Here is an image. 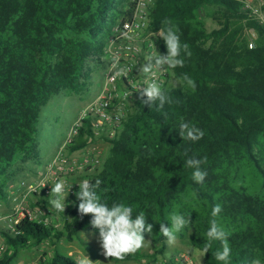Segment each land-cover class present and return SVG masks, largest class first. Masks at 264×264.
Returning <instances> with one entry per match:
<instances>
[{"label":"trees","instance_id":"obj_1","mask_svg":"<svg viewBox=\"0 0 264 264\" xmlns=\"http://www.w3.org/2000/svg\"><path fill=\"white\" fill-rule=\"evenodd\" d=\"M131 7V0H0V196L6 197L5 186L19 170H32L29 160L38 159L41 105L55 92L79 93L88 86L97 62H106L107 36ZM200 9L217 25L208 28ZM165 18L191 51L190 57L181 53L184 66L167 76L187 74L196 90L163 85L171 103L159 110L158 101L148 107L136 97V109L123 116L114 134L96 132L91 117H82L67 147H83L95 134L110 141L101 168L87 180L101 181L96 191L109 205L123 202L133 215L144 211L158 244L149 254L140 250L126 259L148 264L162 253L167 238L159 224L170 226L173 212L189 214L191 224L177 235L202 250L212 207L220 204L215 219L228 233L229 264L264 262V22L245 0H154L151 26L166 27ZM245 27L255 31L251 47ZM160 47L167 51L163 39ZM181 120L202 129L203 138L182 139ZM205 156L201 169L207 176L198 184L185 161ZM77 184L66 199L68 236L90 220L73 206ZM0 234L6 243L0 264H11L19 248L58 238L63 230L25 211L18 223L0 224ZM219 248L213 242L203 264H223L213 256ZM77 261L54 249L35 264Z\"/></svg>","mask_w":264,"mask_h":264},{"label":"rangeland","instance_id":"obj_2","mask_svg":"<svg viewBox=\"0 0 264 264\" xmlns=\"http://www.w3.org/2000/svg\"><path fill=\"white\" fill-rule=\"evenodd\" d=\"M260 0H249L250 4L257 5ZM200 14L205 17L206 26L208 28L217 25L216 20L212 17L205 16L203 9H200ZM244 36L255 43V31L252 28L245 27L242 31ZM105 56V55H104ZM106 68V63L98 61L96 67L92 72V80L88 86L79 93H66L65 91H58L50 95L46 103L41 105L38 118V152L39 156L36 160H29L28 165L36 166L37 173L30 171L28 167L24 170H19L10 180L6 188V197L0 196V224H8L6 219L9 214L21 213L22 208H28L35 218L50 220L58 222V227L63 230V234L56 237L44 238L36 245H29L19 248L15 257L11 260V264H35L41 258L48 260L52 255L54 249L68 253L77 260L82 255H87L91 260H100L102 264H142L143 261L137 259H126L123 262L109 261L101 255V249L98 244V230L91 228L90 224L86 227L80 228L70 236L67 235V230L64 228V222L70 215L56 212L48 203L52 199V194L44 195L26 194L27 184L29 182L37 181L44 174V168L51 161L59 146L64 142L67 133L79 118L81 112L85 109L87 104L91 102L97 91L99 90L103 81V76ZM166 86H177V78L172 74L165 78ZM136 109L135 98H126L123 100V116ZM110 141L95 134L85 147L76 151L79 153L78 159L90 157L92 155L99 156L100 161L94 165L87 166L81 172L65 173L62 175V180L66 181L67 186H73L88 177L92 176L101 168V162L108 152ZM67 151L70 153V149ZM36 168V169H37ZM54 185V184H52ZM67 199V197H66ZM6 218H3V217ZM66 217V218H65ZM177 238L174 244L169 245L166 239V246L163 252L158 257H165L180 250L187 251L195 261L203 264V257L201 256V249L188 243L185 238H181L176 234ZM146 242L145 248L142 250L146 253H151L156 247L157 243L149 234H144ZM6 243L3 236L0 234V253L4 250ZM264 264V262H261Z\"/></svg>","mask_w":264,"mask_h":264},{"label":"clouds","instance_id":"obj_3","mask_svg":"<svg viewBox=\"0 0 264 264\" xmlns=\"http://www.w3.org/2000/svg\"><path fill=\"white\" fill-rule=\"evenodd\" d=\"M162 27L155 36L163 39L166 54L160 55L155 52L154 55L148 56L146 62L138 66V72L143 74L145 79L144 86L139 87V96L141 103L148 107L152 106L157 101L158 110L163 109L165 103H171L170 98L163 88V82L156 78L158 72H165L168 69H175L183 67L185 64L184 58L181 57L183 52L185 57L191 56L189 45L180 42V35L178 27L172 23L169 18L163 20ZM154 61V63H153ZM113 67H116L113 65ZM131 69L118 68L116 75L124 76ZM175 76V73H172ZM178 84L186 85L192 91L196 90V82L187 74H182L177 79ZM179 135L182 139L192 142L199 141L204 136V131L197 128L194 124L181 120L179 125ZM187 155V152H185ZM207 163V157L195 158L189 157L185 161V167L193 169L192 179L198 183L203 184L207 172L201 169L202 164ZM101 181L97 179L93 184L85 179L79 182L78 191L75 192L78 203L73 202V206L77 208L78 215L83 218L85 215L90 216L89 224L91 228L98 230V244L101 249V255L109 261L123 262L129 255H134L146 246L144 234H152L153 225L147 222V217L144 211L133 215V207L123 202H113L111 205L98 195L96 189L99 188ZM71 187L66 191L65 181L59 180L51 186L50 193L52 199L48 203L58 213H64L66 204V197ZM196 194L193 193V196ZM222 211L220 204H215L212 207L209 227L204 234L206 242L201 250V256L209 252L212 248L213 242H219L220 248L213 252L216 261L229 264L231 256V248L228 242V233L217 223L215 219ZM66 218V217H65ZM170 226L165 223L159 224V232L167 238L169 245L176 241V234L182 229L191 224L189 214L184 215L178 212H173L170 217ZM18 223V222H17ZM77 264H102L100 260L93 261L87 255H82ZM252 264H261L259 259H254Z\"/></svg>","mask_w":264,"mask_h":264},{"label":"built area","instance_id":"obj_4","mask_svg":"<svg viewBox=\"0 0 264 264\" xmlns=\"http://www.w3.org/2000/svg\"><path fill=\"white\" fill-rule=\"evenodd\" d=\"M131 2V13L120 19L106 38V68L99 90L81 112L79 118L67 133L64 142L46 168L43 169L45 174L37 181L27 184L26 194L42 193L48 195L52 184L62 180L63 174L81 172L87 166L99 162L100 159L97 155L78 159L67 151V146L77 133L82 117H91V127L96 132L101 129H108L111 134H114L116 128L121 125L123 118V100L138 97L139 91L137 89L144 86L145 77L138 72V66L145 63L146 58L154 55L155 52L160 55L166 54V51L160 47L161 38L155 36L160 28H154L150 24L151 8L154 0H131ZM262 2L263 0H260L257 5H253L250 4L249 0H245V5L251 7L256 16L264 22V10L261 8ZM253 44L252 40L248 42L250 47ZM113 65L116 67H113ZM118 68L131 69V71H128L127 75L120 76L115 74ZM170 70L157 73L156 78L158 81H162L163 85H165V78L169 77L167 73ZM68 188L69 186H67L65 181L66 191ZM72 190L73 187L70 188L69 193ZM25 211L33 219L45 222L50 221L35 218L32 212L24 207L19 214H9L7 218L4 216L3 218L9 221L6 225L18 222ZM54 223L57 226L59 224L58 222ZM159 254L156 255L155 259L149 260L148 264H199L187 251L180 250L173 254L165 255V257H158Z\"/></svg>","mask_w":264,"mask_h":264},{"label":"crops","instance_id":"obj_5","mask_svg":"<svg viewBox=\"0 0 264 264\" xmlns=\"http://www.w3.org/2000/svg\"><path fill=\"white\" fill-rule=\"evenodd\" d=\"M60 146H61V145H60ZM60 146H59V147H60ZM84 147H85V146L80 147V148H77V149H74V150H71V151H70V155H72V156H74V157H79V153H77L76 151H80V150H82ZM31 168H32V170H30V171H33V172L37 173L38 168H37L36 166H31ZM36 168H37V169H36ZM42 170H43V169H42ZM38 171H40V170H38ZM37 175H38V173H37Z\"/></svg>","mask_w":264,"mask_h":264}]
</instances>
